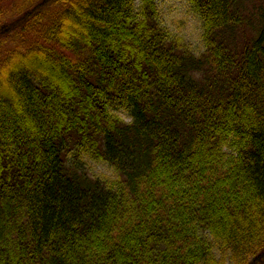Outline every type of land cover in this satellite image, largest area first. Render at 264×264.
I'll return each mask as SVG.
<instances>
[{"label": "trees", "instance_id": "obj_1", "mask_svg": "<svg viewBox=\"0 0 264 264\" xmlns=\"http://www.w3.org/2000/svg\"><path fill=\"white\" fill-rule=\"evenodd\" d=\"M6 1L0 264H264V2L189 0L196 55L156 0Z\"/></svg>", "mask_w": 264, "mask_h": 264}, {"label": "rangeland", "instance_id": "obj_2", "mask_svg": "<svg viewBox=\"0 0 264 264\" xmlns=\"http://www.w3.org/2000/svg\"><path fill=\"white\" fill-rule=\"evenodd\" d=\"M21 0H7L5 7L7 15L10 16ZM264 0H244L246 17L249 21H257L258 8ZM139 3V2H138ZM158 9V20L161 26L172 36L178 37L182 43L187 45L193 53L200 55L205 51L203 40V25L200 16L194 11L189 0H156ZM251 30V28H246ZM14 44L11 42L0 46V57L4 56ZM113 114H117L126 121H131V110L127 104H118L111 108ZM69 161L80 168L87 169L90 174L102 178L110 183L118 180V173L107 161L94 158L89 152L72 149L68 154ZM206 235V234H205ZM210 238V236H209ZM216 255L225 264H235L228 254L217 251Z\"/></svg>", "mask_w": 264, "mask_h": 264}]
</instances>
